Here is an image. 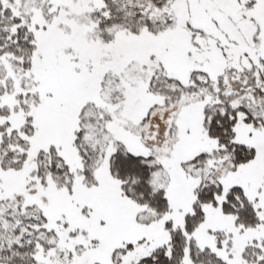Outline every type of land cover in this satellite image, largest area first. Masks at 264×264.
Listing matches in <instances>:
<instances>
[{"label":"snow or ice","instance_id":"snow-or-ice-1","mask_svg":"<svg viewBox=\"0 0 264 264\" xmlns=\"http://www.w3.org/2000/svg\"><path fill=\"white\" fill-rule=\"evenodd\" d=\"M0 264H264V0H0Z\"/></svg>","mask_w":264,"mask_h":264}]
</instances>
